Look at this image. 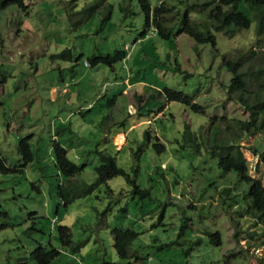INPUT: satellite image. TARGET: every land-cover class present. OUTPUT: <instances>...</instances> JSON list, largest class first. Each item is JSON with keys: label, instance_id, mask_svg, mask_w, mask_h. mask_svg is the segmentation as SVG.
<instances>
[{"label": "rangeland", "instance_id": "1", "mask_svg": "<svg viewBox=\"0 0 264 264\" xmlns=\"http://www.w3.org/2000/svg\"><path fill=\"white\" fill-rule=\"evenodd\" d=\"M2 1L0 160L14 171L0 173V264H33L29 254L38 245L59 250L49 264H127L135 257V264H264V230L238 213L244 196L238 209L231 201L228 209L221 195L225 186H247L233 172H223L204 146L200 152L182 147L185 124L199 136L212 118L249 117L226 99L231 74L222 61L252 51L256 68L264 58V29L256 36L244 1L238 8L251 19L250 28L229 36L214 32V45L186 34L162 39L149 32L141 38L137 0H22L24 7ZM108 4L111 14L103 21ZM126 45L130 59L89 66L92 54ZM65 49L71 59L58 56ZM249 82L250 90L258 88ZM257 82L264 85V74ZM164 87L191 96L201 113L168 101ZM23 138L32 159L21 173ZM55 143L80 167L71 178L55 167ZM156 143L165 149L156 151ZM240 145L248 174L264 184V125ZM99 152L114 157L148 195L133 192L124 176L98 182ZM89 185L91 192L83 193ZM59 226L69 228L72 243L62 245ZM114 228L137 233L130 259L116 254ZM215 231L219 246L209 241Z\"/></svg>", "mask_w": 264, "mask_h": 264}, {"label": "trees", "instance_id": "2", "mask_svg": "<svg viewBox=\"0 0 264 264\" xmlns=\"http://www.w3.org/2000/svg\"><path fill=\"white\" fill-rule=\"evenodd\" d=\"M8 1L24 7L22 0H6L2 1V4H6ZM137 1L139 9L143 14L141 38L147 37L149 32L151 35H158L162 39H170L171 36L176 37L180 34H186L198 44L211 43L214 45V32H222L226 36H229L232 33L249 29L251 25V19L247 13L238 8L240 0H174L171 4L163 0L166 2H161L157 6H153L150 0ZM243 1L249 7L256 21L254 29L256 36L261 37L264 29V0ZM166 3L169 4V7H166ZM72 6L76 7V2H73ZM91 9L92 11L86 13V20L93 15L94 8ZM106 9L103 21L108 20L110 17L112 10L110 4L107 5ZM125 9H128L127 11L132 14L129 4ZM174 23H178L176 28L173 27ZM262 42L264 43V39ZM125 47L121 50H115L112 53L99 52L98 54H92L89 58V66L97 67L100 64H107L112 67L116 62L130 59V53L126 52L130 46ZM253 54L254 52L250 51L245 56L244 54H240L239 57L234 58L222 56L223 67L231 74L229 85L226 86V99L233 101L238 107L240 106L248 111V119H230V116L225 118H212L207 124L199 128L202 131L199 136L191 130L189 124H185L184 131L182 132V147L188 146L195 152H200L201 146H204L210 155L217 159V165L223 172H233L239 184L242 186L245 184L247 186L245 190L244 186H225L221 190V195L224 194L223 198L226 197L227 200L224 199L225 201L223 203L228 206V209L231 203L236 205V209H238V199L240 196H242L241 198L244 196L243 201L240 203L241 205H239V215L243 213L247 214L254 220L255 224L261 226L260 229L264 230V184L260 179H255L248 174L247 161L241 151L242 146L240 145L241 140L260 132L264 125V85L261 82H257L260 76L264 74V58L260 60L258 58V67L255 68L250 63ZM58 56L67 60L71 59L73 55L70 49H65ZM246 63L249 64L246 65ZM253 80L257 83L256 86L258 88L256 90H250L248 87L249 81L252 82ZM162 91L168 101H178L196 112L203 109L202 106L193 103L191 96L186 93L167 87H164ZM218 121L225 123L221 127ZM53 146V159L55 167L60 174L66 178H71L80 171V167L67 158L66 151L60 144L55 143ZM154 148L158 152L165 149L161 143L154 144ZM18 149L23 158V163L20 164L21 169H19V172L22 173L27 161L32 159V154L30 146L24 138L19 141ZM259 149L260 147L254 144L253 151H259ZM99 154L101 163L94 167L98 182H106L114 176H124L127 183L134 186L133 192L148 195V190H140L134 179H131L123 169L116 165L114 157L100 152ZM12 171L14 170L7 168L2 160H0V173ZM235 188H238L240 191L237 194H231L232 189ZM58 192L61 195L63 194L60 191ZM70 192L71 190H68L65 194ZM90 192V185L83 190L85 194ZM66 203L67 200L65 201ZM58 233L62 245L72 243L68 227L59 226ZM111 235L112 246L116 254L120 258L130 259L129 245L137 236V233L128 228H114L111 230ZM208 236L209 241L215 246L221 244V238L218 232H209ZM58 254L59 250L51 245L49 247L38 245L30 252L29 260L33 264H49ZM135 258L133 259L134 262L129 261L127 264H135ZM103 264L113 263L103 262Z\"/></svg>", "mask_w": 264, "mask_h": 264}, {"label": "clouds", "instance_id": "3", "mask_svg": "<svg viewBox=\"0 0 264 264\" xmlns=\"http://www.w3.org/2000/svg\"><path fill=\"white\" fill-rule=\"evenodd\" d=\"M128 47V45H126V47L125 48H127ZM86 64V63H85ZM87 65V64H86Z\"/></svg>", "mask_w": 264, "mask_h": 264}]
</instances>
